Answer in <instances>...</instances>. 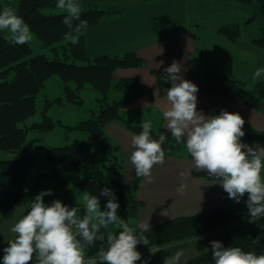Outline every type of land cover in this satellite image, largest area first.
Listing matches in <instances>:
<instances>
[{
    "label": "trees",
    "instance_id": "16d2710c",
    "mask_svg": "<svg viewBox=\"0 0 264 264\" xmlns=\"http://www.w3.org/2000/svg\"><path fill=\"white\" fill-rule=\"evenodd\" d=\"M239 1L257 4L264 16V0ZM56 3L57 0H18L15 4V10L30 25L35 35L33 43L13 44L0 31V153L13 155L0 158V211L9 215L19 205H25L28 211L31 201L44 188V180L51 178L64 190L62 203L68 199L79 209L80 205L71 191L73 187L96 195L103 209L108 197L101 196L100 192L105 187L111 189L120 205L118 215L132 226L137 222L144 205L137 196L141 177L134 174L131 183L124 182V160L120 147L107 135L105 126L111 121H117L137 134L142 131L141 125L131 124L127 120L124 107L135 97H153L154 91L143 88L138 78L116 79L113 73L120 67L143 66L144 61L134 52L90 57L86 52L84 31L78 34L79 43L75 45L64 39L69 29L62 22L65 13L55 7ZM115 12L117 11L114 9L82 5L81 19L87 20L90 26ZM219 31L232 41L237 40L240 34L237 25L224 26ZM254 43L264 48V32ZM36 46L40 51L34 50ZM155 73L160 93H163L171 83L165 79V73ZM196 73L206 79V91L264 113V80L256 82L249 90L241 79L221 73L213 67ZM54 75L60 77L67 101L84 102L82 91L85 87H90L95 91L98 108L92 109L89 118L70 126V129L86 131L87 138L48 149L46 158L52 171L50 174H37L34 172L33 153L21 151L28 129L47 131L62 123L44 115L42 121L34 122L30 127L20 124L35 114L38 95ZM46 101L62 102L63 96L50 100L46 98ZM243 130L245 135L241 138L242 142L264 144V132L247 125H244ZM151 133L154 139H158L159 134L166 136L162 145L166 155L191 158L186 152L185 143L177 144L167 128H152ZM194 174L217 179L207 172L196 171ZM245 204L246 202L235 203L198 214L179 216L148 228L143 235L148 239V245L162 244L244 219L223 231L220 241L225 247L236 246L257 255L264 254V216L252 221L245 211ZM101 243L105 242L96 241L95 246L87 249L86 255H96ZM179 264H214L211 246L207 251Z\"/></svg>",
    "mask_w": 264,
    "mask_h": 264
},
{
    "label": "clouds",
    "instance_id": "9594fccd",
    "mask_svg": "<svg viewBox=\"0 0 264 264\" xmlns=\"http://www.w3.org/2000/svg\"><path fill=\"white\" fill-rule=\"evenodd\" d=\"M55 7L65 13L62 22L69 31L64 39L73 45L79 43L78 34L88 27L87 20L81 19L79 0H57ZM0 31H7V39L13 44L24 45L34 39L30 25L11 7L0 11ZM181 72L182 65L175 61L164 69L165 79L171 83L163 107L165 127L177 144L185 143L186 152L197 169L217 178L229 199L239 203L247 194L246 206L252 221L264 216V147L242 143L245 120L239 113L222 109L219 114L205 115L199 111L198 86L184 79ZM262 75L264 68H257L253 81ZM140 125L142 131L131 137L134 150L129 159L135 175L151 183L154 166L165 162L162 145L166 136L159 134L158 139L153 138L151 120H142ZM186 187L182 183L177 191L182 193ZM51 194V190H46L36 195L27 213L10 228L15 238L3 248L2 264H33V260L35 264H137L141 261L137 245L148 246L143 232L150 225H140L138 232L123 220L118 215L120 205L111 189L105 187L100 192L101 196L108 197L104 210L96 195L84 192L82 217L78 215V207L69 208L59 199L46 204L43 198ZM110 225H117L121 230L110 231ZM96 241L105 243H101L94 257L86 258L87 249L95 246ZM210 244L214 264H264V254L257 255L236 246L225 247L217 240ZM182 255L177 251L166 256L164 264H179Z\"/></svg>",
    "mask_w": 264,
    "mask_h": 264
},
{
    "label": "crops",
    "instance_id": "0c3cea01",
    "mask_svg": "<svg viewBox=\"0 0 264 264\" xmlns=\"http://www.w3.org/2000/svg\"><path fill=\"white\" fill-rule=\"evenodd\" d=\"M79 2L81 5H95L117 11L88 26L84 31L86 52L90 57L134 52L144 61L143 66L120 67L113 73L116 79L138 78L143 88L154 91L153 97L133 98L124 107L126 117L140 110L150 113L157 110L161 116V125L165 127L163 107L166 104L167 89L171 85L160 93L155 72L164 73V69L175 61L182 65L181 75L184 79L198 86L199 111L205 115H214L222 109L239 113L245 120V125L264 132V113L206 91V79L196 73L203 68H197L195 66L197 60L192 59V55L200 51L197 40L201 30L216 32L230 40L219 31V28L237 25L240 28L239 37L235 41H230L240 49L255 55L264 66V48L254 43L264 32V16L257 4H244L239 0H79ZM105 131L120 147L124 160V182L129 184L135 174L134 166L129 159L134 150L131 147V137L137 133L117 121L107 123ZM242 143L264 147V144L252 141ZM196 171L206 172L197 169L191 158L165 154V162L154 166L152 170L153 181L148 183L141 178L138 184L137 196L144 203L141 214L150 212L159 215L167 212L172 214L173 218L225 204L223 196L228 197V194L218 184L219 181L195 175ZM203 181L206 183L203 184ZM182 183L187 187L181 193L177 189ZM205 195L210 198L207 199Z\"/></svg>",
    "mask_w": 264,
    "mask_h": 264
},
{
    "label": "rangeland",
    "instance_id": "374dc122",
    "mask_svg": "<svg viewBox=\"0 0 264 264\" xmlns=\"http://www.w3.org/2000/svg\"><path fill=\"white\" fill-rule=\"evenodd\" d=\"M17 1L18 0H0V11H2L4 7H11L15 9V4L17 3ZM2 32L6 36H8L7 31ZM201 32L207 31L201 30L200 33H198V36L200 37L197 40V47L200 51L192 55V59L197 60L195 64L197 68L201 67L203 69H206L207 67H213L221 73L225 72L230 75H233L245 82L246 88L249 90H251L256 84V82H258L260 79H264V75H262L261 78H258L255 82L253 81V75L255 70L257 68H264L262 61L260 59H257L255 55L246 52L245 49H240L239 46H236L235 43L228 40L221 34H216V32ZM34 39L33 41H31V43L34 42ZM34 50L40 51L37 46L34 48ZM61 95L63 96L62 102L54 101L52 103H47L48 101H46V98H49L50 100L55 99L57 96ZM82 95L84 97V102L82 103H72L67 101L63 92L61 79L59 76L54 75L52 78L48 79V81L46 82V86L38 95L37 110L35 114L30 116L28 119H26L20 124L23 127H30L32 123L42 121L45 117L44 115H48L54 120H60L62 123V125L58 124L53 129L47 131L39 130L38 128L28 129V133L21 147V151L33 153L35 173H51L52 167L46 158V153L48 149L63 146L71 142H78L87 138L86 131L76 128L70 129V126H74L79 121L89 118L92 115V109L98 108L96 94L95 91L92 90V88L85 87L82 91ZM126 118L131 124L140 125L142 120H151L153 124L152 128L158 129L162 126L161 116L157 112V110H153L151 113L149 111L140 110L135 113L128 114ZM11 156L13 155L10 153H0L1 159L8 158ZM44 182V188L41 189L36 195H38L41 191L51 190L52 194L45 196L43 198L44 202L46 204H50L55 199H59L63 202L64 190L60 186H58L55 181L51 178H46ZM205 183L206 182L203 181V184ZM188 185L191 186V184ZM71 191L72 194L75 196L76 201L80 205V211L78 212V215L82 217L84 215L82 195L86 191L81 190L77 187H73ZM205 197L207 199L210 198L207 195H205ZM247 198V194H245V196L241 199L239 203L242 204L246 202ZM224 199L225 204L220 207L208 208L200 212L194 211L186 215L198 214L216 208H222L224 205L236 203L226 196H223V200ZM67 200L68 199H66L63 204L69 206V208L74 207L70 200ZM100 206L101 210H104L102 208L101 202ZM143 207L144 206H142V208ZM245 208V211L248 212L247 206ZM141 210L139 212L137 222L132 225L133 227L137 228V231L141 230L139 226L142 224H149L150 227H153L167 220L183 216L179 215L171 218L172 214L167 212H165V214L159 215L150 212L141 214ZM26 213L27 208L25 205L16 206L14 208L13 213L9 215H5L3 212L0 211V264H2L3 248L8 247L9 245L7 242L15 238V234L10 231V228ZM168 217L170 218L168 219ZM243 221L244 219L238 220L234 223L225 224L223 226H218L217 228L209 230L207 232L197 233L193 236H188L180 240H174L167 243L154 244L142 247L137 246V251L141 253V261H137V264H142V262L145 260L148 261V264H164L165 257L172 256L177 251H181L183 253L179 263L185 262L192 256H195L204 251L205 248H209V246H211V241H220L224 234L223 231L229 230L234 225ZM108 230L113 232H119L121 229H119L117 225H110ZM94 256L95 255H86V258H91Z\"/></svg>",
    "mask_w": 264,
    "mask_h": 264
}]
</instances>
